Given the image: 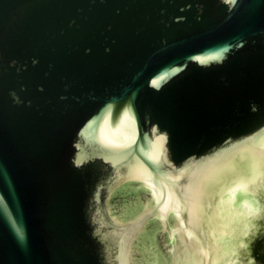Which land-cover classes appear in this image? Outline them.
<instances>
[{
  "label": "water",
  "instance_id": "1",
  "mask_svg": "<svg viewBox=\"0 0 264 264\" xmlns=\"http://www.w3.org/2000/svg\"><path fill=\"white\" fill-rule=\"evenodd\" d=\"M255 249L264 0H0V264Z\"/></svg>",
  "mask_w": 264,
  "mask_h": 264
},
{
  "label": "trees",
  "instance_id": "2",
  "mask_svg": "<svg viewBox=\"0 0 264 264\" xmlns=\"http://www.w3.org/2000/svg\"><path fill=\"white\" fill-rule=\"evenodd\" d=\"M263 240V238H260V239H258V240H256V245H258L259 243H261V241ZM257 248V247H256ZM260 252L261 251H259L258 249H255V251H254V253H255V257L258 259V260H262L261 259V256H260ZM262 262V261H261ZM264 262H262V263H260V261H259V263L258 264H263Z\"/></svg>",
  "mask_w": 264,
  "mask_h": 264
},
{
  "label": "flooded vegetation",
  "instance_id": "3",
  "mask_svg": "<svg viewBox=\"0 0 264 264\" xmlns=\"http://www.w3.org/2000/svg\"><path fill=\"white\" fill-rule=\"evenodd\" d=\"M260 256H262V254H260ZM256 261L259 262V261H261V260H258V259L256 258Z\"/></svg>",
  "mask_w": 264,
  "mask_h": 264
},
{
  "label": "snow or ice",
  "instance_id": "4",
  "mask_svg": "<svg viewBox=\"0 0 264 264\" xmlns=\"http://www.w3.org/2000/svg\"><path fill=\"white\" fill-rule=\"evenodd\" d=\"M236 2V0H232V3H235Z\"/></svg>",
  "mask_w": 264,
  "mask_h": 264
}]
</instances>
